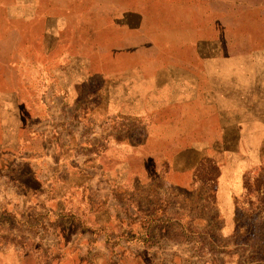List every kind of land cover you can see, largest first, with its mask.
Instances as JSON below:
<instances>
[{
  "label": "rangeland",
  "instance_id": "rangeland-1",
  "mask_svg": "<svg viewBox=\"0 0 264 264\" xmlns=\"http://www.w3.org/2000/svg\"><path fill=\"white\" fill-rule=\"evenodd\" d=\"M71 24L52 55L29 57L30 84L47 63L51 83L76 87L51 97V118L31 108L41 181L0 205V264L61 259L74 236L102 264H264V0H83ZM63 50L83 66L58 63ZM129 56L146 103L122 93ZM165 72L193 80L186 101L150 86Z\"/></svg>",
  "mask_w": 264,
  "mask_h": 264
},
{
  "label": "crops",
  "instance_id": "crops-1",
  "mask_svg": "<svg viewBox=\"0 0 264 264\" xmlns=\"http://www.w3.org/2000/svg\"><path fill=\"white\" fill-rule=\"evenodd\" d=\"M81 1L83 0H41L39 3H34L33 0H17L15 6H8L6 12L0 9V17L6 19H0V205L5 201L3 204L10 202L15 205L24 199L29 200L31 195L27 192L25 185L30 182L38 184L41 181L36 174L37 167L32 164L31 157V153L35 154L31 152V131L38 129L35 125L36 116L31 114V108L33 110L42 106L46 116L51 118V97H57L58 104H62V100L68 97L69 90L74 89L76 85H70L68 82L51 83L47 74V63L37 67L40 77L38 80L33 79L35 83L30 84L29 57L33 58L39 54L45 58L53 54L54 46L63 40L66 31L70 28L75 30L71 22L77 10H80ZM37 7L40 8V13L36 14ZM124 10L121 24L126 26L127 32L129 28L137 32L135 28L141 24L143 14L140 10L129 8L127 5ZM137 34L139 38L141 34ZM123 39L126 40L125 43L130 44L127 42L130 40L129 33ZM17 50H21V54H17ZM166 52L169 50H164V53ZM166 55L168 59L172 58L171 54L166 53ZM21 56H27L26 63L20 61ZM81 57L80 54H71L70 51L63 50L57 53L54 59L61 64L73 58L71 67L75 68L77 60V68H79L83 66ZM168 59L166 57L167 61ZM122 61V65L127 69L125 82H129L123 85V88L127 90L122 92L124 97L127 99L135 97L136 101L146 103L139 95L135 94L131 97L130 94V89L134 86L132 83H136L135 86H141L137 83L139 81L134 71L144 61L141 59L136 61L130 56L123 57ZM162 70L164 69H160L161 73L164 72ZM165 73L166 77L163 76V78L161 75L155 77L154 83L150 86L156 90L179 88L177 97L180 101H186L192 90L193 80L191 79L189 85L188 77H173L168 75V72ZM84 84L85 82L81 85L79 83L80 90L84 89ZM170 95H173V92L170 91ZM80 98H74L76 105ZM46 116L43 117L46 118ZM16 195L20 198H16ZM231 198H234L233 194ZM83 230L84 228L73 233L79 234ZM75 238L74 236L72 240L64 243L63 250L69 252L65 257L42 260L39 255H35L34 264H102V259L97 254L91 252L89 248L87 251L86 243L75 242ZM84 252H88V256H84Z\"/></svg>",
  "mask_w": 264,
  "mask_h": 264
}]
</instances>
